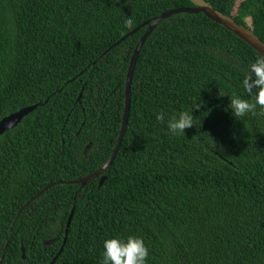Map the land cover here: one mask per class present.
I'll use <instances>...</instances> for the list:
<instances>
[{
  "label": "trees",
  "instance_id": "16d2710c",
  "mask_svg": "<svg viewBox=\"0 0 264 264\" xmlns=\"http://www.w3.org/2000/svg\"><path fill=\"white\" fill-rule=\"evenodd\" d=\"M206 1L264 42V0ZM193 7L0 0V121L40 104L0 137V264H51L73 208L54 264H102L114 236L141 237L147 264H264V108L240 120L228 108L231 96L253 101L242 81L261 56L202 13L165 19L143 46L108 171L84 187L57 184L25 207L108 162L142 25ZM192 109L185 135L156 120Z\"/></svg>",
  "mask_w": 264,
  "mask_h": 264
},
{
  "label": "water",
  "instance_id": "95a60500",
  "mask_svg": "<svg viewBox=\"0 0 264 264\" xmlns=\"http://www.w3.org/2000/svg\"><path fill=\"white\" fill-rule=\"evenodd\" d=\"M194 4L193 8H185V9H175L166 13H163L162 15L155 17L147 22H145L142 27L147 26L146 33L143 35L141 38L140 42L138 43L134 54L131 59V63L129 66L128 70V75H127V81H126V102H125V111H124V116H123V125L120 131L119 135V140L116 145V148L111 156V158L108 160V162L97 172L76 180L74 182H60V183H55L47 186L45 189H43L39 194H37L34 198H32L26 205L25 207H28L32 202L40 198L46 191H48L50 188L57 184H66V185H81L82 187L86 186L87 183L90 181L97 179L104 175L108 169L113 165L119 150L122 146V142L124 139V136L127 131V126L129 122V116L131 112V90H132V82H133V76L136 70V66L138 63L139 55L142 51L143 46L145 45L146 41L149 39V37L152 35V33L155 31V29L158 27V25L164 21L165 19L171 18L172 16L176 14H183V13H188V14H204L208 19H210L213 22L218 23L219 25L223 26L225 29L228 31L232 32L235 36H237L239 39L244 41L247 45H249L253 50H255L261 57L264 56V42L257 36L255 33L251 30L248 29L244 25L238 24L233 18L225 15L224 13L216 10L212 4H210L206 0H190ZM141 28V27H140ZM140 28H137L136 30L132 31L130 34L122 38L119 42H117L115 45L120 44L121 42L125 41L129 36L133 35L135 32H137ZM40 104L34 105V106H29L26 108H23L7 117H5L3 120L0 121V137L7 131L14 129L17 127L25 117H27L30 113L34 112ZM106 180V176H103L101 178L100 184H103L104 181ZM75 208H73L70 217L68 218V222L66 225V238L64 240L63 246L57 256L53 259L51 264H54L61 253L64 250V247L67 242V237H68V232L69 228L71 226L72 218L74 216ZM57 241V239H53L50 241L45 242V245H52ZM8 248V243L5 246L4 254L2 258L5 257V251ZM23 251V259L26 258L25 256V249L22 248Z\"/></svg>",
  "mask_w": 264,
  "mask_h": 264
},
{
  "label": "clouds",
  "instance_id": "9594fccd",
  "mask_svg": "<svg viewBox=\"0 0 264 264\" xmlns=\"http://www.w3.org/2000/svg\"><path fill=\"white\" fill-rule=\"evenodd\" d=\"M242 83L245 91L254 99L249 101L240 96L229 97L228 108L236 120L246 117L249 113L254 114L257 106L264 108V56L258 57L250 65ZM156 120L166 126L167 132L172 136L185 135V129L195 126L193 109L167 117L163 112H158ZM148 256L149 248L141 237L114 236L103 242L102 264H147Z\"/></svg>",
  "mask_w": 264,
  "mask_h": 264
}]
</instances>
